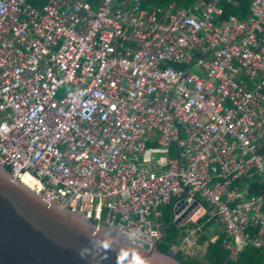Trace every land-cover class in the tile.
I'll list each match as a JSON object with an SVG mask.
<instances>
[{
	"label": "built area",
	"instance_id": "built-area-1",
	"mask_svg": "<svg viewBox=\"0 0 264 264\" xmlns=\"http://www.w3.org/2000/svg\"><path fill=\"white\" fill-rule=\"evenodd\" d=\"M39 1L0 0L13 177L143 248L171 204L179 225L214 222L231 255L264 253V0L243 19L230 0Z\"/></svg>",
	"mask_w": 264,
	"mask_h": 264
},
{
	"label": "water",
	"instance_id": "water-1",
	"mask_svg": "<svg viewBox=\"0 0 264 264\" xmlns=\"http://www.w3.org/2000/svg\"><path fill=\"white\" fill-rule=\"evenodd\" d=\"M10 169L0 162V264H182L174 252L156 249L160 226L158 239L143 248L71 211L69 203L59 208Z\"/></svg>",
	"mask_w": 264,
	"mask_h": 264
},
{
	"label": "trees",
	"instance_id": "trees-1",
	"mask_svg": "<svg viewBox=\"0 0 264 264\" xmlns=\"http://www.w3.org/2000/svg\"><path fill=\"white\" fill-rule=\"evenodd\" d=\"M34 4L40 2L39 0H31ZM193 0H142V6L157 5L162 6L169 3H175L178 8L189 6ZM236 5L225 4L224 13H233L239 18H243L246 14V8L249 0H232ZM203 208H207L201 204ZM160 213L159 224L162 233L161 239L156 243V249L169 253L173 248L176 249L174 257L182 264H264V253L253 248H245L238 253L233 259L231 252L226 249L223 243V237L219 236L214 242H209L207 237L202 236L199 239V244H206L205 256L203 258L186 253L181 249L179 239L183 236L181 228L171 224V204L159 207ZM203 224V231L210 225L205 223V220L197 221L196 224H188L185 228H195Z\"/></svg>",
	"mask_w": 264,
	"mask_h": 264
},
{
	"label": "crops",
	"instance_id": "crops-1",
	"mask_svg": "<svg viewBox=\"0 0 264 264\" xmlns=\"http://www.w3.org/2000/svg\"><path fill=\"white\" fill-rule=\"evenodd\" d=\"M231 1V3L230 4H228V5H236V2H234V1H232V0H230ZM225 5V4H224ZM224 7V6H223ZM247 9V8H246ZM225 14H232V15H234V16H236L235 14H233V13H225ZM237 17V16H236ZM246 17V14L244 15V17L243 18H245ZM237 18H239V17H237ZM243 18H239V19H243ZM201 211H199L194 217H193V219L191 220V223H188V224H195L194 222H197V221H195V220H197V218H198V221H201V220H205V223H208L210 226L208 227V228H206V230L201 234V237L202 236H205V237H207V239H208V241L209 242H213V241H215V240H217L218 239V237L219 236H221L220 234H218V232L216 231V225H215V223L214 222H211V221H208L207 220V217H203V216H201ZM187 224V225H188ZM160 225V224H159ZM185 226L186 225H179L178 227H180L182 230H181V233L183 234V236L185 235V233H186V231L189 229V228H185ZM202 226H203V224H202ZM193 229V228H192ZM183 236L181 237V239H179V242H180V244L182 243V238H183ZM196 246H194V247H192V248H195ZM205 247H206V244H205ZM233 259L235 258L233 255L231 256Z\"/></svg>",
	"mask_w": 264,
	"mask_h": 264
},
{
	"label": "rangeland",
	"instance_id": "rangeland-1",
	"mask_svg": "<svg viewBox=\"0 0 264 264\" xmlns=\"http://www.w3.org/2000/svg\"><path fill=\"white\" fill-rule=\"evenodd\" d=\"M184 250H185L186 253L197 255V256H199L201 258H203L206 255L205 254V244H198L197 243L195 248H192V246H191L190 248L187 247ZM171 251L175 252L176 249L173 248Z\"/></svg>",
	"mask_w": 264,
	"mask_h": 264
},
{
	"label": "bare ground",
	"instance_id": "bare-ground-1",
	"mask_svg": "<svg viewBox=\"0 0 264 264\" xmlns=\"http://www.w3.org/2000/svg\"><path fill=\"white\" fill-rule=\"evenodd\" d=\"M20 182L23 185L30 187L31 189L35 188L33 186V181L27 175L22 176Z\"/></svg>",
	"mask_w": 264,
	"mask_h": 264
}]
</instances>
